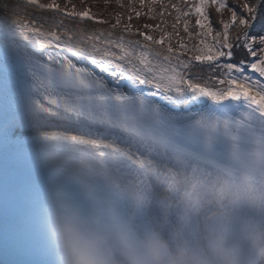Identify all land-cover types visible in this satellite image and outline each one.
Instances as JSON below:
<instances>
[{"label": "snow or ice", "instance_id": "obj_1", "mask_svg": "<svg viewBox=\"0 0 264 264\" xmlns=\"http://www.w3.org/2000/svg\"><path fill=\"white\" fill-rule=\"evenodd\" d=\"M115 2L127 13L111 22L85 0H19L24 19L0 36V264H58L44 207L53 186L78 198L65 176L104 198L100 177L142 195L150 173L197 192L264 177V0Z\"/></svg>", "mask_w": 264, "mask_h": 264}, {"label": "clouds", "instance_id": "obj_2", "mask_svg": "<svg viewBox=\"0 0 264 264\" xmlns=\"http://www.w3.org/2000/svg\"><path fill=\"white\" fill-rule=\"evenodd\" d=\"M38 163L65 176L62 163L43 155ZM65 178L78 198L53 186L44 207L58 264H264V177L259 174L241 172L235 187L220 176L200 208L185 203L173 210L160 201L159 215L150 212L146 196L123 183L100 177L111 192L104 198L79 174Z\"/></svg>", "mask_w": 264, "mask_h": 264}, {"label": "bare ground", "instance_id": "obj_3", "mask_svg": "<svg viewBox=\"0 0 264 264\" xmlns=\"http://www.w3.org/2000/svg\"><path fill=\"white\" fill-rule=\"evenodd\" d=\"M20 22L15 19L12 20L8 16L0 17V36L12 34V30L15 25ZM4 148L0 147V151ZM152 183L155 188L151 191L144 193L153 206H157L160 201L169 205L170 209L179 210L184 207L185 203H188L194 210L200 208L208 198L207 189L210 187H203L198 190H194L190 185L179 183L175 186L163 181L161 178L151 174ZM222 176V175H221ZM0 226L6 223H11V216L6 213L3 202H0ZM38 261H43V257H36Z\"/></svg>", "mask_w": 264, "mask_h": 264}, {"label": "trees", "instance_id": "obj_4", "mask_svg": "<svg viewBox=\"0 0 264 264\" xmlns=\"http://www.w3.org/2000/svg\"><path fill=\"white\" fill-rule=\"evenodd\" d=\"M11 2H13L15 5L13 9L16 10V7H22V5L19 4V0H10ZM48 2V0H46ZM122 2L127 5L129 0H122ZM73 3L77 4L78 7H83L85 5L90 6L92 8L93 12H96L98 14L101 15V18L104 19H109L111 22H114V20H112L111 15L113 13L116 12H123V13H127V9H121L116 5L115 0H109V3L107 6H105V2L104 0H85V5H82L80 3V0H73ZM11 5V4H8ZM12 6V5H11ZM148 22V23H153L152 21H147L145 18H141L139 22H137L136 20H133V24L136 26L142 25L143 23ZM103 27H107L106 25ZM134 38H139V37H134Z\"/></svg>", "mask_w": 264, "mask_h": 264}, {"label": "rangeland", "instance_id": "obj_5", "mask_svg": "<svg viewBox=\"0 0 264 264\" xmlns=\"http://www.w3.org/2000/svg\"><path fill=\"white\" fill-rule=\"evenodd\" d=\"M42 2H47L46 0H42ZM0 4H11L9 9L7 11H4V10H0V17L1 18H4L6 16H8L10 19L14 20L13 18H16L17 20L19 21H22L24 19V17L21 15L20 11L18 10H15L13 8L14 4L13 2H11L10 0H0ZM17 8V7H16Z\"/></svg>", "mask_w": 264, "mask_h": 264}]
</instances>
